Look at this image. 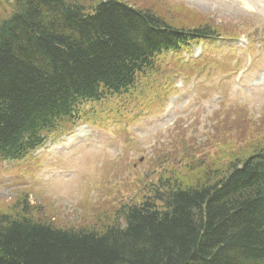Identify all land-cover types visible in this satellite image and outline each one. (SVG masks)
I'll return each instance as SVG.
<instances>
[{"label":"trees","instance_id":"1","mask_svg":"<svg viewBox=\"0 0 264 264\" xmlns=\"http://www.w3.org/2000/svg\"><path fill=\"white\" fill-rule=\"evenodd\" d=\"M11 4L0 19L3 157L32 144L101 84L130 83L148 52L187 29L186 20L121 0ZM163 193L161 207L150 199L125 211L124 226L101 230L0 214V264H264V149L218 178Z\"/></svg>","mask_w":264,"mask_h":264},{"label":"rangeland","instance_id":"2","mask_svg":"<svg viewBox=\"0 0 264 264\" xmlns=\"http://www.w3.org/2000/svg\"><path fill=\"white\" fill-rule=\"evenodd\" d=\"M123 1L234 34L242 27L264 24V0ZM11 10V0H0V19ZM260 78L258 74L249 83L247 75L236 100L230 86L221 91L205 88L206 97L221 93L225 98L209 119L180 104L171 119L169 107L165 108L168 101L151 108L139 92L131 96L134 106L120 105L123 120L114 119L115 107L108 112L105 108L100 123L107 121L113 132L127 130L131 141L112 133L106 147H94L89 141L71 145L67 138L56 137L26 162L0 166V213L28 215L63 228L101 230L120 225L119 210L140 204L157 186H196L203 176L220 177L232 163L264 147V79ZM128 112L132 113L127 116ZM63 141L66 152L61 151Z\"/></svg>","mask_w":264,"mask_h":264},{"label":"bare ground","instance_id":"3","mask_svg":"<svg viewBox=\"0 0 264 264\" xmlns=\"http://www.w3.org/2000/svg\"><path fill=\"white\" fill-rule=\"evenodd\" d=\"M146 61H147V59L141 64V65H144L145 63H146ZM195 105H196V102H195V100L194 99H191V107H195ZM68 110V109H67ZM66 141H67V139H66ZM66 142L65 141H63L62 143H61V151L62 152H66L67 150H66V148H65V144ZM68 143L69 144H72L71 142H70V140H68ZM6 215H12L13 216V214H11V213H6Z\"/></svg>","mask_w":264,"mask_h":264}]
</instances>
